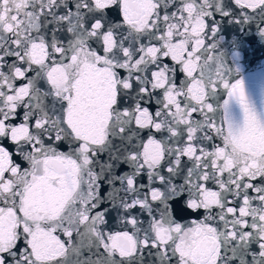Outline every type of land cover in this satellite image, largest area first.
Returning <instances> with one entry per match:
<instances>
[{
	"label": "snow or ice",
	"instance_id": "6c2138e0",
	"mask_svg": "<svg viewBox=\"0 0 264 264\" xmlns=\"http://www.w3.org/2000/svg\"><path fill=\"white\" fill-rule=\"evenodd\" d=\"M264 0H0V264H264Z\"/></svg>",
	"mask_w": 264,
	"mask_h": 264
},
{
	"label": "water",
	"instance_id": "95a60500",
	"mask_svg": "<svg viewBox=\"0 0 264 264\" xmlns=\"http://www.w3.org/2000/svg\"><path fill=\"white\" fill-rule=\"evenodd\" d=\"M264 64V56L253 59L248 65H246L245 75L257 72L259 70V65Z\"/></svg>",
	"mask_w": 264,
	"mask_h": 264
}]
</instances>
